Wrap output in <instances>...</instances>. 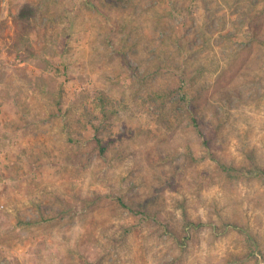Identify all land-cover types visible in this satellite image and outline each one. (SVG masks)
I'll return each mask as SVG.
<instances>
[{"label":"rangeland","instance_id":"374dc122","mask_svg":"<svg viewBox=\"0 0 264 264\" xmlns=\"http://www.w3.org/2000/svg\"><path fill=\"white\" fill-rule=\"evenodd\" d=\"M0 264H264V0H0Z\"/></svg>","mask_w":264,"mask_h":264},{"label":"trees","instance_id":"16d2710c","mask_svg":"<svg viewBox=\"0 0 264 264\" xmlns=\"http://www.w3.org/2000/svg\"><path fill=\"white\" fill-rule=\"evenodd\" d=\"M116 0H110V3H115ZM188 107V115H189V119H190V126L204 139V143L207 146L208 150H209V156L213 159V160H217L216 156L214 154V152L212 151V145L210 142V140L208 138H206V134L203 132L202 127H201V121L200 119L197 117L196 115V109L194 108V104L192 103V101L189 102V104L187 105ZM100 108H101V116L96 118L94 121L98 122L99 124H103L105 121H107L109 119V116L111 115V109H110V105L109 102L103 98L101 100V104H100ZM96 131V142L99 145V149L100 152L102 154H104V148L102 146V138L101 136L98 134L100 132V129L98 126H95ZM98 132V133H97ZM222 168L228 172V166L223 165Z\"/></svg>","mask_w":264,"mask_h":264}]
</instances>
